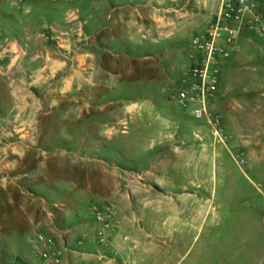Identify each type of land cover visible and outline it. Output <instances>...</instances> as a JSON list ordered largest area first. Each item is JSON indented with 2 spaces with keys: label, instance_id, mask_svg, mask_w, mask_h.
<instances>
[{
  "label": "rangeland",
  "instance_id": "374dc122",
  "mask_svg": "<svg viewBox=\"0 0 264 264\" xmlns=\"http://www.w3.org/2000/svg\"><path fill=\"white\" fill-rule=\"evenodd\" d=\"M219 3L0 0V264H264V94L220 61L226 144L179 104Z\"/></svg>",
  "mask_w": 264,
  "mask_h": 264
},
{
  "label": "built area",
  "instance_id": "2783aa9c",
  "mask_svg": "<svg viewBox=\"0 0 264 264\" xmlns=\"http://www.w3.org/2000/svg\"><path fill=\"white\" fill-rule=\"evenodd\" d=\"M244 31L256 33L264 38V12L257 0H220L219 8L210 25L202 32L195 34L191 40V64L185 72L183 87L179 92V104L198 120H207L211 134L217 142L226 144L228 135L219 115L213 114L211 105L220 83V61L230 57L236 47L237 39ZM98 220L106 222L112 218L115 211H94ZM38 240L47 242L44 233L37 234ZM105 240L104 232H101ZM46 260L51 258L47 251L41 252ZM55 263L59 257L51 260Z\"/></svg>",
  "mask_w": 264,
  "mask_h": 264
},
{
  "label": "crops",
  "instance_id": "0c3cea01",
  "mask_svg": "<svg viewBox=\"0 0 264 264\" xmlns=\"http://www.w3.org/2000/svg\"><path fill=\"white\" fill-rule=\"evenodd\" d=\"M260 7L264 12V0H258ZM214 15V11L203 14L202 12L189 16L183 21V30L190 33L192 37L204 31L211 23ZM173 17H168V20H163V25L175 22ZM172 20V21H171ZM230 61L231 70L243 71L244 75L241 76L246 82L243 85L246 94L251 95L253 92L264 94V38L260 35L252 32L244 31L237 39V44L231 51L230 57L224 59ZM242 68H239V65ZM240 77V76H239ZM238 77L232 75V80H236ZM222 90L219 86L216 90L214 101L211 105V109L218 113V105L221 104ZM264 142V141H263Z\"/></svg>",
  "mask_w": 264,
  "mask_h": 264
}]
</instances>
